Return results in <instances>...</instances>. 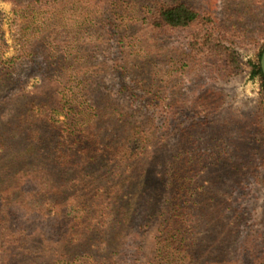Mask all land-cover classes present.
I'll return each mask as SVG.
<instances>
[{
    "label": "trees",
    "instance_id": "16d2710c",
    "mask_svg": "<svg viewBox=\"0 0 264 264\" xmlns=\"http://www.w3.org/2000/svg\"><path fill=\"white\" fill-rule=\"evenodd\" d=\"M9 1L20 11V30L16 54L0 62V232L8 231L7 242H18L36 264H199L198 215L211 213L212 187L200 176L197 138L180 129L170 151L168 125L178 112L159 101L174 73L190 64L202 69L201 60L213 61L220 77L241 73L235 35L207 2ZM105 7L108 18L132 14L133 21L121 22L124 54L112 64L103 42L118 25H102L104 13H96ZM88 32L98 43L83 40ZM180 33L186 44L170 56L166 40ZM263 52L264 45L252 75L264 90ZM99 53L106 58L96 63ZM36 60L22 79L24 65ZM182 60L187 67H177ZM33 100L64 101L77 118L63 124L48 110L31 114L25 107ZM205 107L194 111L201 121L210 113ZM157 108L166 115L162 132ZM225 206L215 204L220 215ZM223 243L217 238L202 264L211 252L217 264L226 262Z\"/></svg>",
    "mask_w": 264,
    "mask_h": 264
},
{
    "label": "rangeland",
    "instance_id": "374dc122",
    "mask_svg": "<svg viewBox=\"0 0 264 264\" xmlns=\"http://www.w3.org/2000/svg\"><path fill=\"white\" fill-rule=\"evenodd\" d=\"M189 1L194 4L207 2L209 9L232 31L237 44L234 47L243 68L241 73L224 78L214 74V66H211L213 61L210 59L211 63L206 60L197 63L202 69L199 66V69H195L194 65L190 64L191 69L180 70L169 78L165 94L167 99L159 101L165 105L171 103L178 112L177 117L172 114L168 125L171 133L170 151L174 152L180 143L177 139L180 129L197 138L200 142V176L203 182L208 178L212 187L210 195L213 196L209 200L211 213L208 211L205 215H198L200 221L195 238L203 244L194 251V255L201 257L199 264H202V255L207 254L212 244L217 242V238H221L228 248V260L231 262L228 264H264V90L260 77L252 75L253 64L257 63L258 54L264 45V0ZM107 8L111 9L105 7L96 14L104 13V21L101 23L106 29L118 25V28L112 29L115 35L109 40L110 43L103 42L109 47L108 63L112 64V60L122 58L124 54L118 42L122 35L121 22L133 21L132 14L125 18L109 15L108 18L105 11ZM19 12L12 1L0 0V62L16 54L20 30ZM121 12H124V8L120 10V14ZM124 33L127 34L126 31ZM184 36L186 33L174 34L166 40L165 45L169 48L170 56L175 55L174 47L180 46L183 49L186 44ZM82 38L85 42L93 40L98 43L94 32L84 33ZM104 58L106 56L99 53L94 61L98 63L97 61ZM181 62L177 67H187L188 63L183 60ZM39 64V60H36V63L24 65L21 78L28 79L29 70L32 67L38 68ZM108 80L111 83L116 82L113 75L108 76ZM205 97L208 100L204 99ZM61 103L52 101L44 106L41 102L33 100L25 109L31 114L48 110L61 123H73L77 114L66 107L62 108ZM200 105L206 106L205 110L210 112L206 121H201L202 116L194 112ZM156 111L154 116L158 124L157 130L162 132L159 126L163 125L166 115L160 113L159 108ZM191 125L195 127L191 128ZM1 172L5 177L7 172ZM208 199L206 194L201 201L207 202ZM216 203L226 204L224 215L217 212ZM18 228L19 225L15 223L13 230ZM3 232H0V264H36L30 257L22 256L18 242H7L8 231ZM211 235L215 236L216 240H212ZM209 255L207 264H217L215 254L211 252ZM186 260L185 264H198L196 261L193 263L191 259ZM228 260L222 264H226Z\"/></svg>",
    "mask_w": 264,
    "mask_h": 264
},
{
    "label": "water",
    "instance_id": "95a60500",
    "mask_svg": "<svg viewBox=\"0 0 264 264\" xmlns=\"http://www.w3.org/2000/svg\"><path fill=\"white\" fill-rule=\"evenodd\" d=\"M261 66H262V70L264 73V52H263L262 57H261Z\"/></svg>",
    "mask_w": 264,
    "mask_h": 264
}]
</instances>
